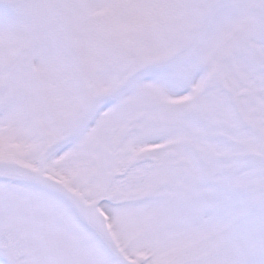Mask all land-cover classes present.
Returning a JSON list of instances; mask_svg holds the SVG:
<instances>
[{
    "label": "snow or ice",
    "instance_id": "snow-or-ice-1",
    "mask_svg": "<svg viewBox=\"0 0 264 264\" xmlns=\"http://www.w3.org/2000/svg\"><path fill=\"white\" fill-rule=\"evenodd\" d=\"M0 264H264V0H0Z\"/></svg>",
    "mask_w": 264,
    "mask_h": 264
}]
</instances>
